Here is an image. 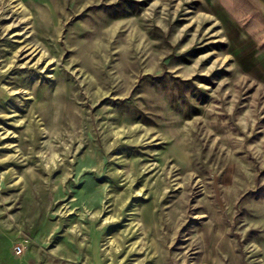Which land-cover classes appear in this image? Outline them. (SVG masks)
Segmentation results:
<instances>
[{
    "label": "rangeland",
    "instance_id": "rangeland-1",
    "mask_svg": "<svg viewBox=\"0 0 264 264\" xmlns=\"http://www.w3.org/2000/svg\"><path fill=\"white\" fill-rule=\"evenodd\" d=\"M0 216L40 261L264 264V0H0Z\"/></svg>",
    "mask_w": 264,
    "mask_h": 264
},
{
    "label": "crops",
    "instance_id": "crops-1",
    "mask_svg": "<svg viewBox=\"0 0 264 264\" xmlns=\"http://www.w3.org/2000/svg\"><path fill=\"white\" fill-rule=\"evenodd\" d=\"M10 219L0 216V264H78L66 261H40L33 250L24 249L16 254L15 248L23 244V226L10 227Z\"/></svg>",
    "mask_w": 264,
    "mask_h": 264
},
{
    "label": "built area",
    "instance_id": "built-area-1",
    "mask_svg": "<svg viewBox=\"0 0 264 264\" xmlns=\"http://www.w3.org/2000/svg\"><path fill=\"white\" fill-rule=\"evenodd\" d=\"M15 252H16V254L21 255L24 252V247L22 245L16 246Z\"/></svg>",
    "mask_w": 264,
    "mask_h": 264
}]
</instances>
